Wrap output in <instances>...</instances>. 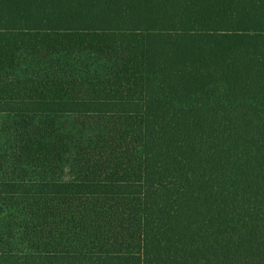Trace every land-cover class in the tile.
<instances>
[{"label": "trees", "instance_id": "obj_1", "mask_svg": "<svg viewBox=\"0 0 264 264\" xmlns=\"http://www.w3.org/2000/svg\"><path fill=\"white\" fill-rule=\"evenodd\" d=\"M0 113V264H264V0H0Z\"/></svg>", "mask_w": 264, "mask_h": 264}, {"label": "rangeland", "instance_id": "obj_2", "mask_svg": "<svg viewBox=\"0 0 264 264\" xmlns=\"http://www.w3.org/2000/svg\"><path fill=\"white\" fill-rule=\"evenodd\" d=\"M62 61L63 64H72L73 70L80 74H86L88 71L101 68L103 65L97 57L89 55L63 59ZM51 66L52 61L40 59L24 52L20 56L19 73L21 75H33L38 72H47ZM16 121L17 117L0 113V175L7 174L15 167L13 165L15 164L16 150L13 146V132Z\"/></svg>", "mask_w": 264, "mask_h": 264}]
</instances>
